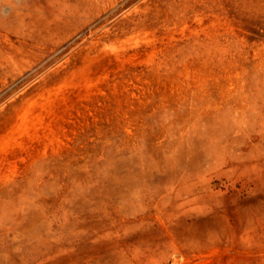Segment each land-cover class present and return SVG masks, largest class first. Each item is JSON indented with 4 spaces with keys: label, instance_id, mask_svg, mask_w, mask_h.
I'll return each instance as SVG.
<instances>
[{
    "label": "rangeland",
    "instance_id": "rangeland-1",
    "mask_svg": "<svg viewBox=\"0 0 264 264\" xmlns=\"http://www.w3.org/2000/svg\"><path fill=\"white\" fill-rule=\"evenodd\" d=\"M0 264H264V0H0Z\"/></svg>",
    "mask_w": 264,
    "mask_h": 264
}]
</instances>
